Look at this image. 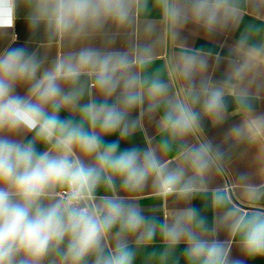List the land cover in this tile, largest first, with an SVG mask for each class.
<instances>
[{"label":"clouds","instance_id":"9594fccd","mask_svg":"<svg viewBox=\"0 0 264 264\" xmlns=\"http://www.w3.org/2000/svg\"><path fill=\"white\" fill-rule=\"evenodd\" d=\"M262 102L264 0H0V264L264 258Z\"/></svg>","mask_w":264,"mask_h":264},{"label":"crops","instance_id":"0c3cea01","mask_svg":"<svg viewBox=\"0 0 264 264\" xmlns=\"http://www.w3.org/2000/svg\"><path fill=\"white\" fill-rule=\"evenodd\" d=\"M186 37H188V43L193 47H202L206 50L212 51L214 54L219 53L220 55H227L228 47L232 44V42L238 37V33H231L228 34L225 37H217L212 40H206L202 36L201 37H192L187 32L184 33ZM223 66H221V69L216 72V78H220L222 75ZM260 110L264 111V102L260 104ZM239 123L237 119H233L229 121L226 125H224L222 128L213 129L210 126H206V135L209 138H214L217 141L220 140V138L223 135V132L225 129H227L231 124ZM150 134L154 132L153 129H150ZM136 143H143L142 137L139 135L136 138ZM255 154V149L251 150L247 155L240 156L237 159L233 161V164L231 165V170L233 174L241 171L251 172L252 166H253V157ZM145 206L147 210V204L148 201H145ZM238 255V254H237ZM250 264H264V258H257L256 260L250 262Z\"/></svg>","mask_w":264,"mask_h":264}]
</instances>
